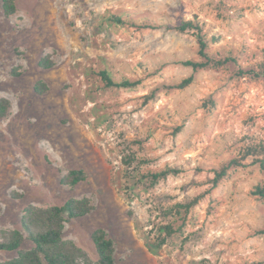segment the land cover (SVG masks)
I'll return each mask as SVG.
<instances>
[{"label": "rangeland", "instance_id": "1", "mask_svg": "<svg viewBox=\"0 0 264 264\" xmlns=\"http://www.w3.org/2000/svg\"><path fill=\"white\" fill-rule=\"evenodd\" d=\"M15 6L6 17L0 4V98L10 103L0 120V242L20 229L25 207L87 198L92 210L63 236L90 264L99 229L116 264H264L259 164L249 157L211 183L246 147L264 146V0ZM189 20L207 45L204 68L182 64L206 62L195 32L178 30ZM44 57L50 68L39 66ZM100 71L138 85L108 87ZM77 169L85 180L63 184ZM166 169L175 172L150 177ZM15 255L0 252V263Z\"/></svg>", "mask_w": 264, "mask_h": 264}, {"label": "trees", "instance_id": "2", "mask_svg": "<svg viewBox=\"0 0 264 264\" xmlns=\"http://www.w3.org/2000/svg\"><path fill=\"white\" fill-rule=\"evenodd\" d=\"M1 9L6 17L12 16L16 12L15 0H0ZM114 24L123 25L125 21L121 16H111L108 19ZM147 26L143 27L146 28ZM181 32L194 31L200 47L199 53L206 60L205 63H196L185 61L184 66L193 69L204 68L210 60L208 59L205 49L206 42L201 35V28L195 22L189 20L182 22L178 27ZM39 66L42 68H50L52 62L48 57L40 59ZM101 81L108 87L131 89L138 85V82H132L128 79L115 82L112 80L107 71L98 73ZM264 76V70L262 72ZM192 83V78L182 80L177 84L175 89H184ZM40 84L35 86V90L39 91ZM10 109V103L5 98H0V120L5 118ZM179 128L176 132H179ZM254 158L260 169L264 172V146L254 144L246 147L242 154L228 164L223 165L219 170H215L214 177L211 181L215 188L227 175L228 171L233 167L242 166L243 162L249 158ZM175 172L172 169H166L157 174H151L150 177L154 181L166 178L170 173ZM85 180V174L81 169L71 170L62 180L63 184L75 186ZM255 196L264 199V185L257 186L253 191ZM193 204L186 205L189 209ZM92 210L89 199H69L62 205L37 207L27 206L24 208L21 219L20 229H14L6 234L5 240L0 242V252H15V257L4 261L0 264H90L86 253L75 245L74 242L66 240L63 236L64 226L73 219L84 217ZM166 233L170 234V227L163 228ZM258 234L264 236V230ZM91 241L94 246L96 260L93 264H116L114 260L113 241L107 236L103 230H95L91 235ZM26 243L30 247H25ZM258 264V263H251Z\"/></svg>", "mask_w": 264, "mask_h": 264}]
</instances>
